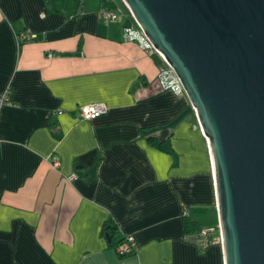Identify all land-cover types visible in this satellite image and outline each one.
<instances>
[{
  "label": "crops",
  "instance_id": "1",
  "mask_svg": "<svg viewBox=\"0 0 264 264\" xmlns=\"http://www.w3.org/2000/svg\"><path fill=\"white\" fill-rule=\"evenodd\" d=\"M115 4L0 0V264H224L181 214L218 224L206 136L186 93L158 85V57L125 36L133 16L99 14ZM92 99L106 111L79 117ZM125 233L136 245L120 254Z\"/></svg>",
  "mask_w": 264,
  "mask_h": 264
},
{
  "label": "water",
  "instance_id": "2",
  "mask_svg": "<svg viewBox=\"0 0 264 264\" xmlns=\"http://www.w3.org/2000/svg\"><path fill=\"white\" fill-rule=\"evenodd\" d=\"M206 136L224 264H264V0H122Z\"/></svg>",
  "mask_w": 264,
  "mask_h": 264
},
{
  "label": "built area",
  "instance_id": "3",
  "mask_svg": "<svg viewBox=\"0 0 264 264\" xmlns=\"http://www.w3.org/2000/svg\"><path fill=\"white\" fill-rule=\"evenodd\" d=\"M81 8V7H80ZM99 14L108 19L115 18L123 15L124 13H129L132 15L125 4H115L114 6H101L99 9ZM124 34L127 38L133 39L139 43L141 47L148 54H155L158 57V69L156 80L160 87L170 88L175 92H183V86L176 75L173 67L165 58L164 54L151 42L147 34L141 28V26L134 20L133 23L125 24L123 26ZM35 32L30 27H25L16 32L17 38L19 40L28 39L33 37ZM51 55L52 51H48ZM8 87H5L0 91V103L9 102L8 98ZM107 109V104L98 99L88 100L82 102L78 105V116L84 118L94 117L100 113L105 112ZM57 158L52 159V163H57ZM189 209L186 205L181 208V214H188ZM216 229V232H213ZM219 241L221 243V233L219 229V224L214 225H203L197 231L194 242L198 245L206 246L210 241ZM135 240L132 233H125V236L116 243L114 249L118 253H124L135 248Z\"/></svg>",
  "mask_w": 264,
  "mask_h": 264
},
{
  "label": "trees",
  "instance_id": "4",
  "mask_svg": "<svg viewBox=\"0 0 264 264\" xmlns=\"http://www.w3.org/2000/svg\"><path fill=\"white\" fill-rule=\"evenodd\" d=\"M123 2V1H122ZM124 4V3H123ZM114 6V5H111ZM183 216V223H184V235L187 239L190 240H195V237L197 235V231L200 229L201 224H199L198 222H196L193 218H191L188 214H182ZM109 232H111V230H109ZM125 236V234L120 235L114 242H113V246L116 245L117 242H119L123 237ZM211 242V241H210ZM199 249H203L205 246L198 244L197 245ZM132 251V250H130ZM128 252V251H127ZM126 253V252H124ZM123 254V253H120Z\"/></svg>",
  "mask_w": 264,
  "mask_h": 264
}]
</instances>
